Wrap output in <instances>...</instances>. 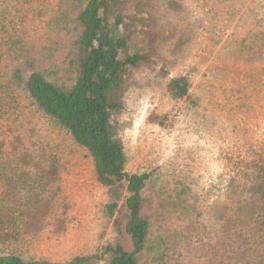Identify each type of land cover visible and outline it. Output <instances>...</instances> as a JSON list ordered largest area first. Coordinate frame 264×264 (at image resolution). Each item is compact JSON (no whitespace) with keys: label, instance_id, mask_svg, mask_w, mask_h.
<instances>
[{"label":"trees","instance_id":"16d2710c","mask_svg":"<svg viewBox=\"0 0 264 264\" xmlns=\"http://www.w3.org/2000/svg\"><path fill=\"white\" fill-rule=\"evenodd\" d=\"M180 3L170 1L168 9L181 20L187 8ZM222 3L204 2L208 25L222 16ZM127 9V0H0V264H172L177 243L170 230L175 232L176 222L202 229L215 225L217 264H264V148L249 145L242 159L233 150L221 155L230 173L220 180L210 207L201 205L203 195L190 180L127 172L122 117L128 90L138 85L135 73L143 76L157 62L166 67L159 53L148 56L128 39L122 16ZM239 21L248 26L247 39L228 51L230 66L212 73L232 96L261 84L264 67V12L245 11ZM177 23L169 26L168 37L178 53L190 35L175 30ZM165 36L157 35V46ZM191 86L190 76L180 73L166 90L189 110L197 106ZM25 111L62 129L91 159L111 221L99 251L61 262L19 251L45 235L60 238L70 226L58 183L62 159L31 127ZM168 116L152 112L146 120L172 127L175 119Z\"/></svg>","mask_w":264,"mask_h":264},{"label":"rangeland","instance_id":"374dc122","mask_svg":"<svg viewBox=\"0 0 264 264\" xmlns=\"http://www.w3.org/2000/svg\"><path fill=\"white\" fill-rule=\"evenodd\" d=\"M170 1L180 3V0H127L128 9L123 11L126 35L132 44L139 45L148 56L155 58V53H159L166 64V70L157 62L154 70L144 69L143 76L135 73L138 85L128 90L122 117L127 172L153 171L155 176L170 181L190 180L203 195L201 205L210 207L220 194V180L230 173L221 155L233 150L242 159L249 145L264 148V67L259 74L263 84L249 86L247 95L225 93L212 75L214 68L228 65L230 48L247 39L248 26H242L240 15L251 9L261 15L264 0H220L222 16L214 19L212 25H208L202 10L207 0L181 1L187 8L186 14L181 13V20L168 9ZM234 12L237 15L228 20ZM176 21L175 30L190 35L178 53L172 51L173 41L168 37V28ZM194 22L203 25L194 26ZM226 25L229 27L222 35L221 29ZM162 33L166 35L165 41L157 46V35ZM217 40L220 41L215 44ZM180 73L188 74L192 80L189 92L197 102L194 109L190 106L185 110L186 101L175 103L166 90L167 81ZM25 112L31 127L62 159L58 183L69 207L70 226L60 238L45 235L19 251L26 257L51 262L99 251L110 235L111 221L104 212L106 192L96 181L91 159L62 129L38 114ZM152 112L169 113L168 119H175L173 126L148 123L147 116ZM174 228L176 233L170 230L177 243L171 250L172 264H217L221 254L215 225L202 229L195 224L176 222Z\"/></svg>","mask_w":264,"mask_h":264}]
</instances>
